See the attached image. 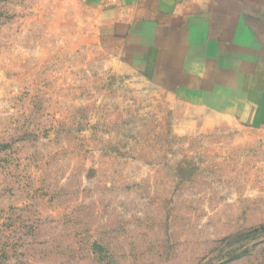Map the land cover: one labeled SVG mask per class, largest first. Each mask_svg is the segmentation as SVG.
<instances>
[{"label":"rangeland","instance_id":"obj_1","mask_svg":"<svg viewBox=\"0 0 264 264\" xmlns=\"http://www.w3.org/2000/svg\"><path fill=\"white\" fill-rule=\"evenodd\" d=\"M97 20L0 0V264H264V126L166 91Z\"/></svg>","mask_w":264,"mask_h":264},{"label":"crops","instance_id":"obj_2","mask_svg":"<svg viewBox=\"0 0 264 264\" xmlns=\"http://www.w3.org/2000/svg\"><path fill=\"white\" fill-rule=\"evenodd\" d=\"M84 1L149 80L264 126V0Z\"/></svg>","mask_w":264,"mask_h":264}]
</instances>
